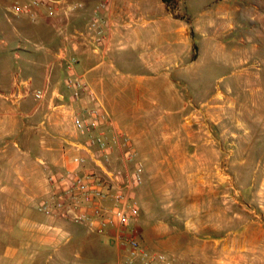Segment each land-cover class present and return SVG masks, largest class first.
<instances>
[{
  "label": "rangeland",
  "instance_id": "374dc122",
  "mask_svg": "<svg viewBox=\"0 0 264 264\" xmlns=\"http://www.w3.org/2000/svg\"><path fill=\"white\" fill-rule=\"evenodd\" d=\"M34 1L0 0L1 86H10L14 80H32L34 87L41 86L34 71L38 55L22 51V59H17L15 52L47 47L46 39L57 32L60 18L50 17L47 9L35 6ZM235 1L180 0L192 19L202 18L209 7L233 5ZM78 2L71 0L72 4ZM24 5L32 7L35 17L11 13L14 7ZM179 5L177 0L175 15L181 17ZM81 11L74 10L70 19ZM254 14L247 22L259 49L246 66L257 76L241 75L242 69L222 52L215 59L205 56L197 65L207 80V90H179L173 104L164 92L146 95L148 102L155 101L159 118L181 107L184 109L177 118L187 116L152 135L159 137L169 152L174 145V154L166 151L143 156L134 147L143 166L142 184L134 189L140 207L138 238L149 251L177 256L176 261L170 258L175 264H264V0ZM142 72L134 65H119L117 77L122 82L131 81ZM56 74L55 81L70 95L67 70L57 69ZM117 120L122 126L127 123L126 119ZM171 131L178 136L172 141L164 134ZM120 158L118 150L114 157L118 165ZM144 158L152 167L159 166L160 172L153 170L159 179L152 184L144 176ZM5 206L2 203L0 209V264H118L123 260V252L112 244L110 235H98L69 221L39 219L41 225L35 234H11L16 213ZM15 251L17 257L22 254V263L15 259ZM205 254L213 258L206 259Z\"/></svg>",
  "mask_w": 264,
  "mask_h": 264
},
{
  "label": "crops",
  "instance_id": "0c3cea01",
  "mask_svg": "<svg viewBox=\"0 0 264 264\" xmlns=\"http://www.w3.org/2000/svg\"><path fill=\"white\" fill-rule=\"evenodd\" d=\"M79 1L84 8L69 20V30H80L85 35L67 42L68 55L78 60L71 74L84 76L88 91L97 101L92 102L88 94L73 100L71 93L67 95L59 81H55L56 70L64 69L56 53L63 45L57 32L47 37V47L38 46L35 52H15L17 59H22V51L38 55L34 71L41 79L40 87H34L32 80H28L30 85L17 80L10 86L0 85V209L3 203L5 209L9 206L16 213L14 230L9 231L14 235L35 234L40 220L61 221L43 214L39 207L51 197V181L60 183V177L77 169L73 158L87 157L81 146L88 143L89 137L79 133L73 124L74 116L82 108L101 106L116 128L130 137L140 155H162L169 152L168 148L152 135L164 132L168 124L187 116L177 118L184 109L181 107L167 111L166 118H159L155 101L148 102L147 93L164 92L173 104L177 98L174 93L179 90H207V80L197 65L205 56L215 59L222 52L242 69L241 75L257 76L246 66L259 49L247 17H255L261 0H238L233 5L209 7L199 19L190 18L180 0L181 17H175L162 0ZM102 3L106 6L99 8ZM93 18L104 22V41L100 46L93 42L94 32L87 30ZM119 65H134L143 72L136 80L122 82L117 77ZM40 88L46 90V95L38 101L34 91ZM13 93L16 100L11 98ZM117 119H126V125L122 126ZM105 131L111 136L110 129ZM164 134L171 141L178 137L172 131ZM173 146L169 154H174ZM143 162L145 178L149 184L156 182L159 175L153 174V170L160 172L159 166L152 167L145 158ZM136 193L134 190L135 199ZM112 244L117 249L114 241ZM16 251L14 257L22 263V254L17 257ZM191 251L189 248L190 256ZM167 256L177 260L172 253ZM211 256L205 254L206 259Z\"/></svg>",
  "mask_w": 264,
  "mask_h": 264
},
{
  "label": "built area",
  "instance_id": "2783aa9c",
  "mask_svg": "<svg viewBox=\"0 0 264 264\" xmlns=\"http://www.w3.org/2000/svg\"><path fill=\"white\" fill-rule=\"evenodd\" d=\"M33 4L47 9L50 17L60 18L57 33L63 45L58 51V59L68 72L66 84L73 100L88 94L92 102L97 99L88 91V83L83 75H73L78 60L68 55L67 42L83 37L85 32L69 30L71 13L84 8V3L72 4L71 0H35ZM102 3L99 8L105 7ZM35 14L30 5L14 7L11 12ZM104 22L93 18L88 31L94 32L93 42L100 46L104 41ZM30 85L31 82H25ZM45 89L34 91V98L44 99ZM11 98L16 100L15 94ZM76 130L89 137L81 146L87 157L76 156L73 163L77 169L60 177V183L51 181V197L42 203L39 210L50 217L69 221L87 227L98 235H110L123 252V260L118 264H175L160 252L149 251L138 238L136 224L140 218V207L133 196L135 188L143 181V166L130 139L114 125L110 115L101 106L85 107L73 119ZM106 129L112 131L111 136ZM121 152V164L114 157ZM90 161V162H89Z\"/></svg>",
  "mask_w": 264,
  "mask_h": 264
},
{
  "label": "trees",
  "instance_id": "16d2710c",
  "mask_svg": "<svg viewBox=\"0 0 264 264\" xmlns=\"http://www.w3.org/2000/svg\"><path fill=\"white\" fill-rule=\"evenodd\" d=\"M162 2L166 5V7L168 8V10L175 16L178 17L177 15H175V12L177 10V0H162Z\"/></svg>",
  "mask_w": 264,
  "mask_h": 264
}]
</instances>
